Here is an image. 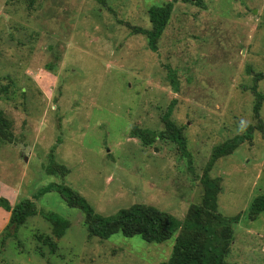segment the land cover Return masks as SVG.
I'll list each match as a JSON object with an SVG mask.
<instances>
[{
  "label": "rangeland",
  "instance_id": "374dc122",
  "mask_svg": "<svg viewBox=\"0 0 264 264\" xmlns=\"http://www.w3.org/2000/svg\"><path fill=\"white\" fill-rule=\"evenodd\" d=\"M168 1L0 0V109L12 122V139L0 135V197L37 208L4 239L11 212L0 209V264L167 261L179 232L162 243L101 239L60 192L35 195L67 184L103 215L146 203L184 219L202 202L213 147L235 136L243 143L209 171L221 179L218 211L241 214L226 260L264 264V212L247 216L264 191V100L256 114L248 71L264 74V0H179L152 50L139 30L151 28L149 8ZM257 89L264 94V77ZM172 104L191 161L173 141L146 145L131 134L165 129ZM54 164L69 172L48 173ZM49 213L68 220L63 235Z\"/></svg>",
  "mask_w": 264,
  "mask_h": 264
},
{
  "label": "trees",
  "instance_id": "16d2710c",
  "mask_svg": "<svg viewBox=\"0 0 264 264\" xmlns=\"http://www.w3.org/2000/svg\"><path fill=\"white\" fill-rule=\"evenodd\" d=\"M179 0H169L162 5H152L149 10L151 28H141L139 32L148 36L149 47L156 50L157 41L165 30L175 4ZM197 5H203V0H190ZM254 85L252 87L256 97L254 112L259 114L264 100V94L257 89L258 81L264 77L263 73L253 72ZM173 104L168 108L164 116L165 129L153 132L148 129L134 127L132 136L142 139L146 145H150L157 139L170 140L178 144L182 154L191 161V153L188 149V140L180 127L171 117ZM12 122L0 109V135L5 139H12ZM254 127L249 126L248 139H251ZM244 136H235L222 144L215 145L210 160L202 176L204 194L202 202L192 205L185 218L179 219L170 212L146 203H136L130 207L122 208L112 215H103L95 211L91 203L67 184L52 183L40 189L35 195L40 197L46 192L56 190L65 198L71 207H77L84 212V223L90 236H97L106 239L115 233L131 237L140 235L147 242L162 243L178 233L171 257L161 264H238L229 262L226 256L230 251L231 243L234 240L233 222L241 219V214L234 217H225L218 211V195L222 191L221 179L210 176L209 171L214 163L223 156L232 154L240 144ZM54 162V161H53ZM69 172L64 164H54L48 167L50 174L65 175ZM0 209L11 212L9 224L4 229L3 239L16 233L28 217L37 213L36 204L30 198L22 199L16 204L4 196L0 197ZM264 212V191L257 195L251 202L248 209V218L255 220L260 213ZM47 219L56 225L58 236L65 233L68 227V220L57 213L44 214ZM13 228V232L9 231ZM49 245L51 252H54L57 243L49 237L44 238ZM3 242V240H2Z\"/></svg>",
  "mask_w": 264,
  "mask_h": 264
}]
</instances>
